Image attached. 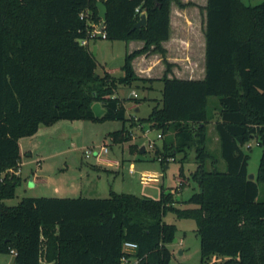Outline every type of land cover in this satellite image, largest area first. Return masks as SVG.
<instances>
[{
    "label": "trees",
    "instance_id": "obj_1",
    "mask_svg": "<svg viewBox=\"0 0 264 264\" xmlns=\"http://www.w3.org/2000/svg\"><path fill=\"white\" fill-rule=\"evenodd\" d=\"M98 2L108 9L107 40L145 43L126 55L120 77L99 74L96 56L81 44L90 40L89 19L101 22ZM174 2L186 7L180 0H0V174L19 167L20 140L34 135L42 123L114 120L132 128L140 122L167 135L156 150L164 157L162 165L195 147L197 168L191 179L198 186L186 201L195 207L184 209L175 206V193L165 190L158 199L112 192L105 199L29 197L8 206L4 201L15 197L20 179L4 180L0 258L14 252L12 264H124L128 241L139 246L129 255L138 259L136 264H170L167 245L178 228L164 217L174 212L196 221L202 264L211 256L226 257L220 264H264V201L259 200V184L264 183V2L207 0L205 78H169L171 63L166 61L161 98L147 117H129L116 94L121 86L155 81L139 77L133 61L150 53L166 60L163 42L170 38ZM83 13L87 17L82 19ZM144 13L147 25L135 29ZM212 97L219 102L216 121L209 112ZM95 103L106 110L101 118L95 116ZM212 121L224 171L207 147ZM126 132L124 127L112 133V141L130 140ZM252 140L262 149L254 180L245 150ZM183 171L182 165V176Z\"/></svg>",
    "mask_w": 264,
    "mask_h": 264
},
{
    "label": "rangeland",
    "instance_id": "obj_2",
    "mask_svg": "<svg viewBox=\"0 0 264 264\" xmlns=\"http://www.w3.org/2000/svg\"><path fill=\"white\" fill-rule=\"evenodd\" d=\"M180 1L186 7L182 8L174 2L171 17L172 41H177L179 45L175 44L174 48L171 46V51L167 50L169 55H166V57L176 59L181 57L188 61L193 59L198 67V64L201 65L200 48L206 27L204 7L207 5V0ZM242 1L250 6H256L264 2V0ZM89 23L91 25L89 31L90 44L88 43L87 46L93 52L96 46L99 48L98 55H96L97 72L99 74L110 73L106 70L112 69L115 76H123L122 66L125 63L130 42L110 41L102 38L101 35H97L100 32L102 20L101 22H95L89 19ZM157 54L162 57L161 54ZM162 59L164 69H166L167 60H164L163 57ZM175 61L183 63L181 60ZM169 63H171V71L176 70L181 75L183 66L178 62ZM135 71L137 73V70ZM139 85V87L136 85L131 87L121 86L116 94L124 101L128 116H136L138 120L147 117L151 112L156 103L152 98H161L160 90L163 83L153 81L146 84L145 87L143 83ZM133 91L137 93L136 99L140 103L135 100ZM218 103L217 97L210 98L209 112L215 116L214 121L218 117ZM137 107L140 109L139 112L136 111ZM136 120L135 122H137ZM141 125L142 123L139 122L132 128L129 122L83 119H62L52 124H40L34 135L20 140L19 167L7 169L0 174V182L20 179L15 197L4 201V203L8 206H17L24 198L29 197L105 199L109 198L112 192L158 199L162 191L165 190L166 192L173 191L175 193L176 207L180 209L195 207L186 202L198 190L197 184L191 179V174L197 168L195 147L179 153L175 157V161L170 162L167 160L165 163L168 164L162 165L158 160L161 155L156 153V150L157 147H163L167 135L162 134L163 137L158 139L157 135L162 131L151 130L146 124L145 127ZM214 125L213 121L209 124L207 147L218 158L217 168L224 171L226 170V164L219 158V146L215 140ZM124 127L127 128L125 136L129 135L130 140L113 142L112 133L120 131ZM148 129H150L149 138L156 141V148L149 149L146 146L147 139L144 137L143 131ZM104 147L109 150L106 154L102 152ZM142 147L147 150L145 154L140 156L139 151ZM245 150L250 155L249 173L255 175L256 178L262 149L256 140H252L245 146ZM87 151L92 152L89 157L86 155ZM99 152H102L101 158L95 156ZM108 160L114 163H109ZM182 165L184 166L183 176L181 173ZM210 165L211 162L208 165L209 169L211 168ZM167 166L168 168H166ZM143 175L156 176L159 181L143 184L141 182ZM259 192V200L264 201V183L259 184ZM164 220L175 224L178 228L175 238L177 241L174 239L172 243L167 245L172 253L170 264H202L201 240L196 221L179 218L174 212H168ZM11 259V255H3L0 264H9ZM224 260H226V257L211 256L205 263L220 264Z\"/></svg>",
    "mask_w": 264,
    "mask_h": 264
},
{
    "label": "crops",
    "instance_id": "obj_3",
    "mask_svg": "<svg viewBox=\"0 0 264 264\" xmlns=\"http://www.w3.org/2000/svg\"><path fill=\"white\" fill-rule=\"evenodd\" d=\"M173 6L174 5L172 4L171 17H172V12H173ZM205 7H204V12L206 13ZM173 42H175V43H173ZM182 42L187 43L186 41H182ZM89 44H90V42H89ZM144 44L145 43L143 41H131L129 43L128 53H132L135 50L141 49L144 46ZM175 44L179 45L177 41H172V20H171L170 38L168 41L163 42V46L166 50H169V52H170L171 46L174 48ZM98 52H99V48L97 47V55H98ZM169 52L167 53V55H169ZM200 54H201V58H200L201 59V65L198 64V67H197L196 63H194L193 59H189V61H188L187 59H182L181 57H180V59H178V58L176 59L173 57L169 58V56L166 57V60L168 62H174V63L180 62V61H175V60H181V62H183V63H179L183 66L182 70H181V75H179L180 73H177L178 71L174 70V71H171L169 73L168 77L172 78L175 76V77L180 78V79H199V80L204 79L206 76V38H205V33L203 36V41L201 42ZM133 64L135 66V70H137V73L140 77L155 80L156 83L161 82L160 79H162L164 77L166 70H167V68L164 69L165 67H164L162 57H160L158 54H155V53H150V54H145V55L139 56L138 58H136L134 60ZM137 66H138V69H137ZM106 71L110 72L111 74L114 73V71L112 69H110V70L108 69ZM155 99L156 98H152L153 101H155ZM156 104L157 103H155V105ZM136 111L139 112L140 109L137 107ZM215 140L217 141L218 146L220 147L219 137L217 136V134H216ZM109 163H114V162L109 161ZM166 168H168V166ZM61 198H71V197H61ZM73 198H80V197H73ZM82 198H88V197H82ZM11 256H12V259H11L9 264H12L13 260H14V255L12 254ZM1 260H2V256L0 259V263H1ZM42 264H51V263L44 261V262H42Z\"/></svg>",
    "mask_w": 264,
    "mask_h": 264
},
{
    "label": "built area",
    "instance_id": "obj_4",
    "mask_svg": "<svg viewBox=\"0 0 264 264\" xmlns=\"http://www.w3.org/2000/svg\"><path fill=\"white\" fill-rule=\"evenodd\" d=\"M137 11H139V10L137 9ZM85 17H87V14H86V13L81 14V18H82V19L85 18ZM104 29H105V28H103L102 31H100L97 35H101L102 38H105V39H106L107 35H106V32L104 31ZM88 43H89V40H83V41H81V44L84 45V46H87ZM133 96H134V97H137V93H136L135 91H133ZM151 130H153V129H151ZM143 132H144V134H143L144 137L147 139V144H146L147 148H149V149H151V148H156V147H157V146H156V141L153 140V139H150V138H149V132H150V129H148V130H144ZM162 137H163L162 133H159V134L157 135V138H158V139H160V138H162ZM155 146H156V147H155ZM149 149H148V150H149ZM146 150H147V149H146ZM102 152H103L104 154H106V153L109 152V150H108L107 147H104ZM102 152L96 153L95 156L98 157V158H101V157H102ZM91 154H92L91 151H87V152H86L87 157H89ZM158 160H159L160 162H163L164 157L161 156V157L158 158ZM167 160L170 161V162H173V161H175V158H173V157H168V158L166 159V161H167ZM132 169H134V168H132ZM132 172H133V170H132ZM158 181H159V178L156 177V176H153V175H143V176H142V179H141V182H142L143 184H148V183H150V182H158ZM138 247H139L138 244H137V243H134V242H128V241H127V242H125V243L123 244V252H124V256L122 257V262H123L124 264H136V263H138V259H137V258H135V257H131V258H129V255H130V254H134V253L138 250ZM12 253L15 254L14 252H12Z\"/></svg>",
    "mask_w": 264,
    "mask_h": 264
},
{
    "label": "water",
    "instance_id": "obj_5",
    "mask_svg": "<svg viewBox=\"0 0 264 264\" xmlns=\"http://www.w3.org/2000/svg\"><path fill=\"white\" fill-rule=\"evenodd\" d=\"M97 7L99 10V17L102 20L101 27H100V31H102V29L106 27L108 9H107V6L103 2H98ZM146 25H147V15L144 13L141 15V20L135 25L134 28L135 29H141L142 27H145ZM93 54L95 56L97 55V47L94 48ZM93 111H94L95 116L97 118H101L106 112V110L103 109L101 103H95L93 105ZM141 153L142 154L146 153L145 147H142ZM249 179L254 180L255 175L249 174ZM175 241H177V239H175Z\"/></svg>",
    "mask_w": 264,
    "mask_h": 264
}]
</instances>
